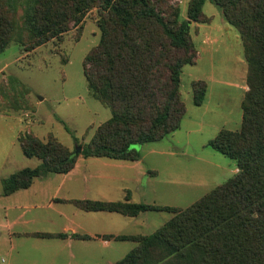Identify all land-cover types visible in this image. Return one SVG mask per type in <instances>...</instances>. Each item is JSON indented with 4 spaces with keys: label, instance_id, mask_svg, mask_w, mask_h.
I'll return each instance as SVG.
<instances>
[{
    "label": "trees",
    "instance_id": "trees-1",
    "mask_svg": "<svg viewBox=\"0 0 264 264\" xmlns=\"http://www.w3.org/2000/svg\"><path fill=\"white\" fill-rule=\"evenodd\" d=\"M206 1L220 7L245 45L248 89L241 130L222 129L209 143L236 161L238 173L186 209L129 201L74 203L85 211L128 216L175 213L150 235L120 236L137 246L114 264H264V0H189L187 19L173 0H0V54L16 37L19 9L27 51L81 29L88 12L97 9L101 40L85 57L84 73L91 94L112 110L80 152L53 135L19 137L24 155L41 162L3 179L4 195L30 188L38 177L68 173L80 156L140 160L133 145L178 129L186 112L181 75L198 58L192 22L212 21L203 10ZM25 36L17 38L25 42ZM192 86L194 104L200 106L207 84L195 80Z\"/></svg>",
    "mask_w": 264,
    "mask_h": 264
},
{
    "label": "rangeland",
    "instance_id": "rangeland-1",
    "mask_svg": "<svg viewBox=\"0 0 264 264\" xmlns=\"http://www.w3.org/2000/svg\"><path fill=\"white\" fill-rule=\"evenodd\" d=\"M183 1L173 3L180 5L182 19H187L188 1ZM203 10L212 21L192 22L198 58L195 64L185 65L181 75L186 112L180 127L161 140L132 146L139 151L144 166L154 172L149 184L145 176L137 182L127 170L128 179L121 183L93 177L79 181V195H93L105 188L112 192L107 195H127L128 188L135 194L144 186L139 195H152L158 205L186 209L238 173L236 161L209 143L222 129L241 130L242 102L248 89L245 45L239 30L226 20L219 6L206 1ZM96 18L94 8L81 29L75 27L61 38L27 51L22 9L16 14V37L0 54V220L16 201L4 195L3 179L41 162L24 155L19 137L32 133L47 140L53 135L70 150H78L112 116L111 108L91 94L84 73L85 57L101 40ZM22 35L25 42L17 38ZM195 80L207 84L206 98L200 106L193 100ZM41 181L29 194L21 190L11 195H42ZM55 188L56 183H51L45 191L52 194ZM149 214L154 217L150 221L153 228H160L175 215L168 211ZM6 237L8 231L2 229L0 264L24 263L26 255L21 245L6 254ZM131 245L127 242V252Z\"/></svg>",
    "mask_w": 264,
    "mask_h": 264
},
{
    "label": "crops",
    "instance_id": "crops-1",
    "mask_svg": "<svg viewBox=\"0 0 264 264\" xmlns=\"http://www.w3.org/2000/svg\"><path fill=\"white\" fill-rule=\"evenodd\" d=\"M80 157L68 173L38 177L30 188L24 189L29 194L37 181L44 180L40 183L42 195H6V198L16 201L0 220V237L2 229L8 231V237L4 239L8 242L7 255L19 245L23 248L26 255L24 263L16 264H111L123 259L137 246L135 241L123 240L120 236L150 235L159 229L157 226L153 228L150 223L154 217L149 213L154 211L128 216L111 211H85L74 203L76 200L89 199L158 205L152 195H139L143 193L144 186L135 194L132 188L127 187V195H107V192L112 193L108 188L93 195H79V181L86 182L93 177L111 178L121 183L128 179L127 170L137 182L140 179L143 181L145 176L148 183L154 172L148 170L142 160ZM51 183H56V188L52 194L46 193ZM125 189L123 186L122 190ZM38 233L53 236L42 237ZM127 242L132 244L129 252L126 251ZM3 245V241H0V246Z\"/></svg>",
    "mask_w": 264,
    "mask_h": 264
},
{
    "label": "water",
    "instance_id": "water-1",
    "mask_svg": "<svg viewBox=\"0 0 264 264\" xmlns=\"http://www.w3.org/2000/svg\"><path fill=\"white\" fill-rule=\"evenodd\" d=\"M82 150V148L79 147V149L77 150V152H80Z\"/></svg>",
    "mask_w": 264,
    "mask_h": 264
}]
</instances>
